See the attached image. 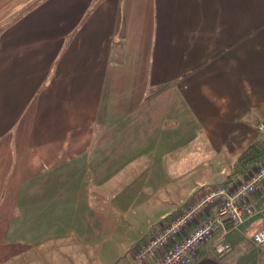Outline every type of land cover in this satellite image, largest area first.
Instances as JSON below:
<instances>
[{"label": "crops", "instance_id": "crops-1", "mask_svg": "<svg viewBox=\"0 0 264 264\" xmlns=\"http://www.w3.org/2000/svg\"><path fill=\"white\" fill-rule=\"evenodd\" d=\"M263 120L264 0H0V264H138ZM186 148L208 161L179 189ZM250 234L229 235L240 256Z\"/></svg>", "mask_w": 264, "mask_h": 264}, {"label": "built area", "instance_id": "built-area-1", "mask_svg": "<svg viewBox=\"0 0 264 264\" xmlns=\"http://www.w3.org/2000/svg\"><path fill=\"white\" fill-rule=\"evenodd\" d=\"M256 129L264 139V120ZM263 185L264 156L242 181L204 186L188 208L138 241L134 259L138 264H192L198 248L207 242L223 258L233 250L229 235L247 224L252 243L264 249V195H258Z\"/></svg>", "mask_w": 264, "mask_h": 264}, {"label": "rangeland", "instance_id": "rangeland-1", "mask_svg": "<svg viewBox=\"0 0 264 264\" xmlns=\"http://www.w3.org/2000/svg\"><path fill=\"white\" fill-rule=\"evenodd\" d=\"M202 152L203 151L200 150L194 151L192 148L191 149L186 148L183 151L181 150L179 152L172 153L171 159L166 157L168 160L170 159L169 160L170 162L169 165L165 167V169L168 172V175L171 176L172 180L176 181L175 183H170V184L176 186L179 184L180 185L179 189L182 188L187 189L188 187L193 185L194 182L197 181V179H200L205 174L204 170H206V168L204 166V162L207 160L206 159L207 154ZM131 169L132 170L136 169V171L139 173V167H131ZM173 201L169 200L170 204H172L171 202ZM187 202L188 200H186L179 208L185 207ZM173 203L175 205V202ZM161 206L162 205L156 206L154 210L161 208ZM171 218L172 217L169 216L167 221L169 222ZM233 250L235 255L238 256V260H240L239 258L241 256L245 257L242 258L241 260L242 264H264L263 248L257 247L252 244V246L250 248H247V250H245V253L241 256L239 255L240 250L237 247L234 248Z\"/></svg>", "mask_w": 264, "mask_h": 264}, {"label": "trees", "instance_id": "trees-1", "mask_svg": "<svg viewBox=\"0 0 264 264\" xmlns=\"http://www.w3.org/2000/svg\"><path fill=\"white\" fill-rule=\"evenodd\" d=\"M264 156V139L251 143L237 158L230 175L224 177V183H231L230 177L244 178L252 167L261 163ZM222 180V181H223Z\"/></svg>", "mask_w": 264, "mask_h": 264}]
</instances>
